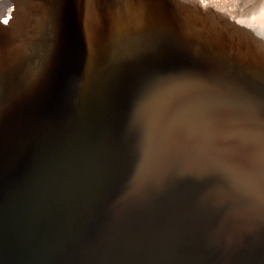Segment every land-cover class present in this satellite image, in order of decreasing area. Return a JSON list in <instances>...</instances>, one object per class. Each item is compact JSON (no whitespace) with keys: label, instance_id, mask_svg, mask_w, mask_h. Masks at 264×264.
Masks as SVG:
<instances>
[{"label":"water","instance_id":"1","mask_svg":"<svg viewBox=\"0 0 264 264\" xmlns=\"http://www.w3.org/2000/svg\"><path fill=\"white\" fill-rule=\"evenodd\" d=\"M34 1L26 0L24 12L32 13ZM135 2L126 19L134 12L142 14L149 10L145 0ZM167 2L168 22L177 27L175 33L182 39L187 32L175 6L169 3L171 0ZM41 5L38 3L37 8ZM84 11L86 40L77 38L78 55L91 40L93 33L89 28L94 31ZM21 15L18 12L14 17L18 20ZM3 18L0 14V25L11 31L15 19L8 26L9 20L5 22ZM22 37H18V42H22ZM190 40L193 42H175L179 51L191 58L201 46L195 39ZM194 44L200 48H194ZM212 49L254 62L263 53L256 48L222 43L214 44ZM195 57V62L177 61V56L176 62L168 59L172 69L169 76H164L163 71L168 70L161 62L152 76L145 72L144 78L134 75L133 80L106 86L108 100L106 104L101 102L102 106L96 102V95L84 99L77 87L74 91L60 77L48 90V85L39 89L48 94L43 103L30 97L31 102H27L28 98L9 109L1 134L12 137V143L18 145L9 147V142L0 150V264H264L262 170L251 169L253 176L242 171L243 178L239 174L240 179L236 178L233 185L223 186L210 179L198 160L203 152L200 140L216 133L205 123V113L211 118L217 110L224 111L226 116L238 114V106H229L222 98V104L213 102L210 94L214 90H230L227 94L234 97L238 91L216 86L202 69L203 74L193 71L190 65L199 66V57ZM107 112L113 117L103 121L108 127H102L100 122L96 131L83 134L90 129H83V123L90 126L93 116ZM77 123L85 140L89 141L91 135L89 147L85 144L84 148H77L74 144ZM99 143L104 148L111 147L106 161L112 160L115 168L125 156L140 150L147 155L145 162L158 159L165 164L155 175L156 181L149 185L148 195L127 196L131 212L121 219L99 209L93 214L83 210L85 217L78 210L80 205L65 219L55 216L52 208L58 205L54 200L60 192L58 187L66 186L58 203L62 198L66 204L72 197L83 200L93 194L77 174L72 175L74 167L66 171V178L59 165L74 156L79 165H88L98 158L99 153L95 150L91 155V150ZM175 158L182 162L178 163L180 166L165 168L167 161ZM144 172L140 171L139 177L148 178ZM130 178L136 176L130 174ZM102 189L99 180L94 193Z\"/></svg>","mask_w":264,"mask_h":264},{"label":"bare ground","instance_id":"2","mask_svg":"<svg viewBox=\"0 0 264 264\" xmlns=\"http://www.w3.org/2000/svg\"><path fill=\"white\" fill-rule=\"evenodd\" d=\"M145 2L149 6L146 13L134 12L126 19L136 6L135 0H35L32 13L22 11L21 19L15 20L12 25L10 18L16 11L0 7L5 22L10 17L8 26H11L10 31L9 27L0 25V150L5 149L9 142V147L18 145L12 143V137L10 139L1 134L9 109L16 102L30 97H35L36 103H43L48 99V94L39 89L48 85V90L49 85L60 77L65 78L74 91L77 87L78 94L84 99L96 95V102L101 104L108 100L104 90L106 86L133 80L134 75L144 78L149 73L152 76V72L157 73L155 69L161 62L168 70L163 71L164 76H169L172 69L168 59L176 62L177 56V61L183 59L186 62L198 59L197 56L199 66L190 65L193 71L210 75L216 86L223 85L238 91L232 97L227 94L230 90L226 93L214 90L210 94L213 102L222 104V98L229 106H238L236 109L240 114L226 116L224 111L217 110L216 116L211 118L209 113H205V123L216 133L200 140L203 152L198 160L202 169L213 182L223 186L233 185L236 178L240 179L242 171L257 169L262 170L264 175V0H171L169 3L175 6L176 15L187 32L182 39L175 33L177 27L168 22L170 13L167 0ZM38 3L42 5L37 8ZM84 10L87 11L85 15L90 17L94 31L89 28L90 34L93 33L91 40L78 55L77 38L86 37ZM20 35L24 36L20 38L22 42H18ZM185 39L187 43L195 39L200 44L197 55L190 58L179 51L175 41L185 44ZM218 43L229 47L246 46L251 50L256 48L263 53L254 62L245 57L216 52L212 48ZM194 48L200 47L194 44ZM243 63L246 64L245 68L241 67ZM174 64L176 67L179 62ZM32 100L30 98L27 102ZM110 113L93 116L94 122H90V126L83 123V129L90 127L85 132L77 123L78 131L75 129L77 133L73 138L77 148H84L85 144L89 147L91 135L87 141L84 133L96 131L100 122L102 127L109 126L103 121L107 117L113 118ZM95 150L99 153L98 158L84 167L77 163L76 156L59 165L65 177L66 171L78 168V171H72V175L77 174L80 182L86 183L84 187L90 188L93 194L83 200L72 197L63 204L65 199L62 198L60 203L58 201L66 193V186L63 189L58 187L60 192L54 197L58 205L52 208L55 216L65 219L80 205L78 210L85 217L87 215L83 214V210L93 214L99 209L105 210V215L121 219L131 212L127 196L148 195L151 189L149 185L156 181L155 175L165 164L158 159L145 162L147 155L140 150L125 156L123 163L115 168L112 160L106 161L110 146L104 148L99 143L92 148L91 155ZM178 163H182L178 158L169 163L167 161L165 168H177L180 166ZM140 171H145L148 178L145 175L139 177ZM130 174L136 178L129 179ZM99 180L103 189L94 193Z\"/></svg>","mask_w":264,"mask_h":264},{"label":"rangeland","instance_id":"3","mask_svg":"<svg viewBox=\"0 0 264 264\" xmlns=\"http://www.w3.org/2000/svg\"><path fill=\"white\" fill-rule=\"evenodd\" d=\"M25 2H26V0H0V7H3V9H6V8L11 9L12 12L16 11V13H18V12L24 11L23 5ZM20 10H22V11H20ZM0 14H2L1 9H0ZM15 15L16 14L13 13L12 18H14L16 20L17 18L14 17ZM9 18L10 17H8L7 19L9 20ZM12 18H10V19H12Z\"/></svg>","mask_w":264,"mask_h":264}]
</instances>
